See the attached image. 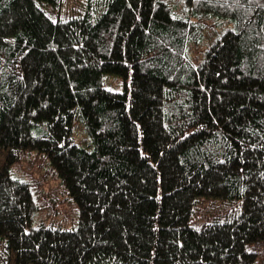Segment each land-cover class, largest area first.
<instances>
[{
	"label": "trees",
	"instance_id": "1",
	"mask_svg": "<svg viewBox=\"0 0 264 264\" xmlns=\"http://www.w3.org/2000/svg\"><path fill=\"white\" fill-rule=\"evenodd\" d=\"M88 1L53 21L62 0H0L5 264H264V0ZM26 149L74 229L26 231L32 184L8 168ZM206 198L237 213L204 223Z\"/></svg>",
	"mask_w": 264,
	"mask_h": 264
},
{
	"label": "rangeland",
	"instance_id": "2",
	"mask_svg": "<svg viewBox=\"0 0 264 264\" xmlns=\"http://www.w3.org/2000/svg\"><path fill=\"white\" fill-rule=\"evenodd\" d=\"M88 0H62L58 7H47V15L53 21H66L71 17L85 14L88 8ZM102 9V8H100ZM124 79L120 75L108 74L103 77V86L113 92L123 90ZM74 134L77 142L85 138L83 127L79 122L74 123ZM81 138H79L78 136ZM80 139V140H79ZM6 155V154H5ZM4 152H0V168L5 161ZM19 159L9 165L11 176L25 180L32 184L31 191L35 203L30 224L26 231L38 226H52L66 230H72L77 226L78 207L67 194L61 180L55 175L54 168L48 163L47 158L34 150H22L18 153ZM208 202V214H204V223L213 219L221 220L228 213H237V203L225 199L206 198L201 201ZM195 210L191 224L198 226L201 222L197 217L202 213ZM2 240L0 239V264L7 262ZM258 264H262L260 261Z\"/></svg>",
	"mask_w": 264,
	"mask_h": 264
}]
</instances>
